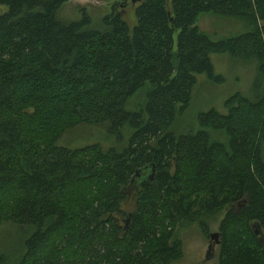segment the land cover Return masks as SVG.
Instances as JSON below:
<instances>
[{"label":"trees","instance_id":"trees-1","mask_svg":"<svg viewBox=\"0 0 264 264\" xmlns=\"http://www.w3.org/2000/svg\"><path fill=\"white\" fill-rule=\"evenodd\" d=\"M67 2L0 0V264H173L178 228L223 212L218 264H264V0H139L133 29L116 5L98 29L58 20ZM203 14L252 31L212 42ZM212 55L255 64L253 98L176 134L197 77L223 82ZM77 127L118 144L58 146Z\"/></svg>","mask_w":264,"mask_h":264},{"label":"rangeland","instance_id":"rangeland-1","mask_svg":"<svg viewBox=\"0 0 264 264\" xmlns=\"http://www.w3.org/2000/svg\"><path fill=\"white\" fill-rule=\"evenodd\" d=\"M138 2L139 0H68L67 4L58 12L57 19L74 22L80 20L86 13L90 18L91 27L98 29L101 28L103 19L111 14L112 8L116 5V11L122 14L123 20L130 29H133L136 26L134 12ZM196 26L212 42L234 39L252 31V27L245 20L212 14L200 15ZM175 51L176 43L174 53ZM210 59L215 75L222 77L223 82L211 80L206 75L197 77V85L192 93L190 106L185 113L178 117L172 127V131L176 134H188L203 130L199 125V115L209 111L213 110L219 114L227 115L225 103L236 94L247 99L253 98V82L256 77L255 64L229 55H212ZM141 94L130 100L129 110L134 111L145 102L144 96ZM115 140L100 128L77 127L63 135L58 146L77 149L98 144L107 149V146L118 144ZM126 195H128L129 201L133 200V191ZM126 214L128 213L126 212ZM223 217L224 212L215 220L206 221V230L197 223L178 228L177 236L182 245V259L173 264H218L221 248L219 225ZM5 230H7V226L0 228V233L2 234ZM213 234L218 235L217 245L216 241L214 242L210 238ZM10 235H8V239L5 237L6 239L3 238L0 242L4 252L14 251L8 246V243L11 242ZM19 237L13 239L14 242L16 241V245L19 243Z\"/></svg>","mask_w":264,"mask_h":264},{"label":"water","instance_id":"water-1","mask_svg":"<svg viewBox=\"0 0 264 264\" xmlns=\"http://www.w3.org/2000/svg\"><path fill=\"white\" fill-rule=\"evenodd\" d=\"M145 172L147 173V176L144 178L145 180H149L150 182L153 180L154 178V167H149L148 169L145 170ZM137 179H141L140 174L137 173ZM139 185V184H138ZM135 187L137 188V185H135ZM259 229V228H258ZM257 238L259 239L260 243L263 245L264 247V233L261 230H258L255 232ZM212 241H216V245L217 243V239H218V235L217 234H213L210 236Z\"/></svg>","mask_w":264,"mask_h":264}]
</instances>
